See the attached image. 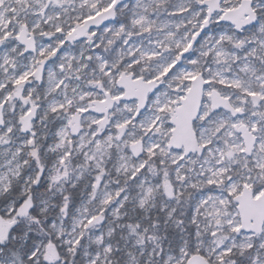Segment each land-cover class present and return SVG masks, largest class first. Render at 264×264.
<instances>
[{
  "label": "snow or ice",
  "instance_id": "snow-or-ice-1",
  "mask_svg": "<svg viewBox=\"0 0 264 264\" xmlns=\"http://www.w3.org/2000/svg\"><path fill=\"white\" fill-rule=\"evenodd\" d=\"M0 264H264V0H0Z\"/></svg>",
  "mask_w": 264,
  "mask_h": 264
}]
</instances>
